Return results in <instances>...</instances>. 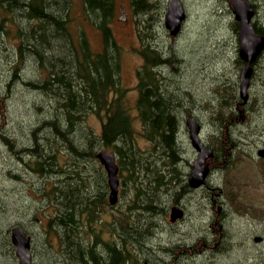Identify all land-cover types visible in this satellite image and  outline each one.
<instances>
[{
  "label": "rangeland",
  "instance_id": "374dc122",
  "mask_svg": "<svg viewBox=\"0 0 264 264\" xmlns=\"http://www.w3.org/2000/svg\"><path fill=\"white\" fill-rule=\"evenodd\" d=\"M257 1L260 16L264 19V0ZM153 2V11L140 17V19H151L152 27L149 30L154 33L153 39L156 38V42L162 48L161 54L179 59L178 63L172 60L171 62L174 63L167 67L161 66L158 71L164 82L171 84L169 87L172 93L178 95L180 102L186 105V109H190V114L187 113L188 111L182 110V129L178 135L182 162L178 167L181 172L188 173L197 156L190 144L189 132L185 127V119L194 116L202 123L201 138L206 142L204 144L214 150L218 156L216 161L222 162L220 164L210 160V167L213 170L209 177V184L215 188L211 192L216 194L215 199L217 201L215 209H213L215 213H218L219 206H222V213H219L218 219L216 218L218 223L213 225L211 221L214 211L212 210L213 203L208 196L209 193H205L204 190H196L191 193H183L180 196L177 193H181V188L184 185L183 179L180 177L177 185L174 182L170 183L171 189L169 191L162 189L159 205L160 207L168 205L164 221L166 226L162 230L158 226L155 237L149 241L145 240L143 250L147 254L144 257H149L150 264H165L172 257L181 264H264V161L256 157L257 150L262 146L264 147V115L257 120L258 128H254L256 131L250 132V139H253L254 136L262 137L257 139L255 143H244L246 140L240 139L242 137L240 125L235 128L231 135L223 132L222 144L220 143L221 138L217 137L216 139L215 135L221 131L220 108L217 106V102L222 105L233 103L235 100L233 84L222 78L224 77L222 74L228 67H231L228 59H231L233 54L232 48L229 51L225 50L226 41L232 43L233 40V33L229 28V22L232 21L233 16L231 11L227 9L229 6L225 5L223 0H183L188 18L182 33L173 38L169 37L164 27V13L168 0H153ZM116 4L111 25L116 39L123 48L121 83L123 87L129 90L127 103L134 117L135 128L139 133L142 125L137 118L136 100L138 92L136 85L137 69L142 63V58L137 52L139 42L136 32V18L131 7V0H116ZM157 12H162V16ZM17 14L19 16V13ZM23 15H21L22 18L27 19ZM68 16L70 17L72 34L76 35L81 29L84 30L93 49L100 50L102 48L100 32L86 19L81 0H71ZM16 20L24 28L23 30L29 31L30 27L26 21L18 17ZM8 28L10 35L6 34L5 37H3L4 31H0V39H2L0 45V264H18L15 248L6 244L7 238L10 240L9 229L12 225H20L31 236V252L34 264H63L56 233L52 231L53 233L49 234L44 229L47 218L54 214V208H46V203L39 193L33 191L28 193V187L32 183L43 190L44 182L40 179L41 177L34 176L33 173L29 174V169L24 166L23 160L18 162L21 157L26 161L30 160V156L28 157L25 152L28 153V149H32V151L36 149L33 147L31 135L34 136L38 132L44 139L43 127L46 126L44 121L56 120L59 124L57 129L62 128V119L58 118L61 112L60 97L52 98L53 95H50L52 92L42 93L34 89L33 84L38 83V81L33 79H39L40 73L38 72L42 67L30 55L25 58L26 60H14L17 58L15 51H18L22 39L17 36L15 23L9 26L6 23L3 29ZM27 38V36L24 37L26 43ZM24 40L23 42H25ZM49 41L51 44H56L52 39ZM49 55L51 58L58 59L55 52L42 51V57ZM9 56L11 58H8ZM46 61L53 67L48 70L49 76L56 70L52 82L53 79L54 83L59 82L55 79L60 75L57 70L59 69L61 72L60 63L54 59L49 61V58ZM36 63L38 65L35 68L33 64ZM34 69L36 74L33 73ZM12 72L14 76L18 75L21 78L18 77L13 80ZM46 76V72L43 71V79ZM57 91L55 87L54 92ZM257 95L261 98L256 102L258 104L263 103L262 106H264V102H262L264 101V93ZM206 97L211 98L207 101ZM212 98L214 101L210 102ZM262 106L261 108L264 109ZM201 109H205V111L203 112ZM86 123L87 126L83 127L84 131L92 128L97 135L100 134L101 121L97 116L89 115ZM55 130L53 128L52 133H49L52 136L47 135V137L56 136ZM244 132H249V129ZM78 133L79 131H77V135ZM2 134L11 139L12 148L4 142L1 137ZM138 137L139 145L142 148L147 147L143 137L140 135ZM237 142H241L238 147L235 145ZM43 150L46 153L48 151L52 153L55 148L45 145ZM62 150L65 152L64 145H62ZM59 161L64 163V157H60ZM85 163H87L85 160L81 162L82 165ZM89 163L92 165V167L90 166L92 171H89V174L93 176L95 185L92 190L97 193L101 191L94 198L101 201L100 194H102L103 198L107 199L109 191L106 172L99 162ZM87 166L85 165V167ZM45 175L47 174L44 173ZM175 175L174 172H171L167 176ZM26 179L32 183H26ZM51 182L53 184L55 179H52ZM220 188L223 190L221 194L219 193ZM218 193L219 195H217ZM127 199L122 193L121 182L118 204L113 207L106 201L100 210L101 221L98 220L94 224L96 231L103 232V240L108 239L112 220L121 215L122 212L127 214ZM174 200L178 202H174ZM172 202L182 204L186 215L184 219L171 226L169 212ZM146 215L149 219L148 222H158V215L153 216L151 212H146ZM222 216L225 218L222 226L227 237L216 248H211L202 253L203 236L207 232L209 238L213 234H217V230L212 231L210 226L215 227V229L219 227ZM120 218L122 222L125 219V217ZM207 228L210 229L207 230ZM255 236L262 237V241L255 242ZM86 238L92 239L91 237ZM46 240L51 245H48ZM214 246L215 242L210 243V247ZM163 248L168 251V254L161 250ZM214 250H220V253L213 255ZM160 251L163 252L159 253ZM109 254L106 252L104 255ZM143 262L142 260L140 264Z\"/></svg>",
  "mask_w": 264,
  "mask_h": 264
},
{
  "label": "trees",
  "instance_id": "16d2710c",
  "mask_svg": "<svg viewBox=\"0 0 264 264\" xmlns=\"http://www.w3.org/2000/svg\"><path fill=\"white\" fill-rule=\"evenodd\" d=\"M70 1L0 0V21L3 23L1 28L6 23L8 26L15 23L17 36L22 39L18 51H15L17 58L14 60H24L29 55L37 60L42 67L40 75L38 74L41 81L36 79L38 83L33 84L34 89L42 93L53 91L54 95L50 93L52 98L60 97L61 112L58 118L62 119V128L57 129L59 124L56 120L44 121V139L38 132L34 134V139H38H35L33 147L38 150L28 149V153L33 155L24 151L28 156L31 155L30 160L26 161L21 157L18 162L23 160L29 174L41 177L44 182L43 190H40L26 179V183H32L28 187V193H39L45 202L55 206L54 215L49 219L45 230L46 233H56L63 264H139L141 259L150 260L148 256L144 257L147 253L143 250V244L145 240L155 237L161 220L165 221L168 205H159L162 189L169 191L170 183L177 185L182 177L184 185L181 193L177 194L182 196L183 193L194 192L187 183V173L181 172L178 167L182 162L178 144V135L182 129V110L190 114V109H186L178 95L172 93L169 87L171 84L165 83L161 78L158 69L171 65L172 58L160 54L163 50L149 30L151 19H140L153 11V0H131L137 37L141 45L137 51L145 58V63L137 70L136 109L137 118L142 125L139 133L127 103L129 90L121 83L122 46L111 26L116 0H81L86 19L100 32L102 49L98 51L93 49L84 30L81 29L78 38L74 39L68 18ZM157 13L162 16V12ZM20 14H24L27 19ZM17 17L27 22L30 27L28 32L17 23ZM3 30L6 34L10 33L9 28ZM26 36L27 43L24 40ZM51 39L56 44H51ZM45 50L55 52L58 59L51 58V55L42 57V51ZM64 56L66 57L63 58ZM47 58L49 61L57 60L61 65V72L57 70L61 75L56 77L55 80H59L57 83L53 79L52 84L56 70L49 76L48 70L53 67L46 61ZM37 63L33 64L35 68ZM43 71L47 74L45 79L42 77ZM33 73L36 74L35 69ZM55 87L57 93L54 92ZM217 103L220 108L219 102ZM91 114L97 116L102 123L99 135L92 128L84 131L83 127L87 126L86 119ZM53 128L56 129V136L47 137L52 136L49 133H52ZM138 135L143 137L147 147L142 148L139 145ZM1 137L12 148L11 139L3 134ZM217 137L219 138V134H216ZM45 145L55 148V151L46 153L43 150ZM101 147L116 154L122 193L128 198L127 214L122 212L112 220L106 240L100 238L99 233L90 236L94 233L93 224L99 208L107 201L102 194L101 201L94 198L101 191L97 193L92 190L95 185L93 176L89 174L92 171L89 162H98L96 152ZM57 148L59 150L56 151ZM60 157H64L61 168ZM84 160L87 163L82 165ZM171 172L176 175L167 176ZM44 173L47 175L44 176ZM52 179H55L53 184ZM219 207L222 209V206ZM146 212H151L153 216L158 215V222H148ZM120 217H125L123 222ZM86 237L92 239L88 240ZM6 244L13 246L8 238ZM48 245H51L49 241ZM161 250L168 254L166 249ZM219 251L214 250L212 254L217 255ZM106 252L110 253L109 260L104 255ZM161 252L163 251L159 253ZM174 264L181 263L174 260Z\"/></svg>",
  "mask_w": 264,
  "mask_h": 264
},
{
  "label": "flooded vegetation",
  "instance_id": "af4514ba",
  "mask_svg": "<svg viewBox=\"0 0 264 264\" xmlns=\"http://www.w3.org/2000/svg\"><path fill=\"white\" fill-rule=\"evenodd\" d=\"M248 1H250V3H252L253 7L255 8L254 14L252 18L250 19V24H252L253 26V33L257 37H261V38H257L258 40L264 39V19H262V17L260 16V10L258 9V1L257 0H248ZM224 4L229 6V1H224ZM227 9L231 11V14L233 16L232 21L229 22V28L231 29L233 33V40H232V43H227V42L225 43L226 44L225 50L229 51V49L232 48L233 54H232L231 59H228L231 63V67H228L227 70L222 74L224 76L222 78L226 79L227 81L233 84V94L236 99L234 100L233 103L222 104L220 107L219 113H220V119L222 122L220 121L221 131L219 133V137L221 138V136L224 135L223 132H225L227 135H231L232 132L234 133L235 128L238 125H240V127L242 128L240 130V134L242 135L240 139L242 141H244L245 139L246 141H244V143H255L257 139L259 140L262 138V137L256 136L253 139H250V132L256 131V129H254L255 127L258 128V125L256 122L259 118H261L264 115V109L262 110L261 108L262 104L261 103L258 104L256 102L259 98H261L257 94L264 93V45L260 49L258 54H255V55L250 54L248 57L249 59H245L241 54L242 42H241V29H240L239 21L236 20V17L232 9L231 8H230L231 10L229 8ZM0 24H1L0 25L1 27L2 26L1 21H0ZM185 25L186 24H184V26ZM78 35H79L78 33L76 35H73L74 39H77ZM0 45H1V42H0ZM226 75L228 77H225ZM245 82L247 83L248 87L246 91L243 92V86ZM232 118L236 120H233ZM248 129H249V132H244L245 130H248ZM260 133L263 134L262 132ZM222 140L223 139L221 138L220 143ZM240 143L237 142V144H235L236 147H238V144ZM262 148L264 147L262 146ZM57 150H59V148H57L56 151ZM258 151L259 150H257L256 152V157L259 160L264 161V157H260L258 155ZM215 157L218 158L216 153H215ZM214 161L220 164L222 163L220 160L216 161L214 159ZM59 167L60 168L62 167V163L60 161H59ZM212 170L213 168H211V171ZM214 189L215 188H213L209 184V179L207 180V185L200 189V190H204L205 193H209L208 196L211 202L213 203V207H212L213 211L215 209L214 207L217 204V201L215 199L216 194L211 192ZM222 192L223 190L220 188L219 193L221 194ZM219 193L217 195H219ZM219 213L220 214L222 213L221 207L218 208V213H215V211L213 213V218L211 221L213 222V225L218 223L216 221V218L220 215ZM220 224L221 225H219V227H217L216 229L215 227L210 226L212 231L217 230L216 235L213 234L211 238H209V235L207 232L206 235L203 236L202 253L207 252L211 248L212 249L216 248L217 246H219L220 242L224 241L226 237L224 234V227L222 226V222ZM210 228H207V230H209ZM214 242H215V246L210 247V243H214ZM105 257L106 259L109 260L110 255H106ZM172 263H174V259L172 258H170L169 262H165V264H172Z\"/></svg>",
  "mask_w": 264,
  "mask_h": 264
},
{
  "label": "water",
  "instance_id": "95a60500",
  "mask_svg": "<svg viewBox=\"0 0 264 264\" xmlns=\"http://www.w3.org/2000/svg\"><path fill=\"white\" fill-rule=\"evenodd\" d=\"M230 7L235 14L236 20L239 21L241 29V54L245 59H249L250 54H258L260 49L264 45V39L258 40L253 33V26L250 24L255 8L248 0H232ZM165 13V27L169 33L176 36L180 33L182 23L186 19V12L181 0H169ZM263 38V37H262ZM251 61V60H249ZM247 83H244L243 92L247 89ZM189 130V136L191 144L196 151L199 152V156L195 159L193 168L189 173L188 182L193 188H199L206 184V178L210 173L207 160L214 157V152L211 148L206 147L200 139L201 125L192 117H189L185 121ZM259 155L264 157V149L259 151ZM97 158L104 166L110 187L109 202L115 205L119 199V166L116 160V156L113 153L108 152L106 149H102L97 153ZM184 217V210L181 206L175 205L171 208L170 221L176 222ZM11 240L16 246V256L19 260V264H33L31 248V237L26 235L19 225H15L11 229ZM255 241H261V238H255ZM145 264H149L146 262Z\"/></svg>",
  "mask_w": 264,
  "mask_h": 264
},
{
  "label": "bare ground",
  "instance_id": "6f19581e",
  "mask_svg": "<svg viewBox=\"0 0 264 264\" xmlns=\"http://www.w3.org/2000/svg\"><path fill=\"white\" fill-rule=\"evenodd\" d=\"M1 19V18H0ZM4 22V21H3ZM3 24V23H2ZM262 24H263V22H262ZM1 25V24H0ZM3 26V25H2ZM152 27V26H151ZM1 28V27H0ZM2 29V28H1ZM3 30V29H2ZM7 30V29H6ZM4 31V30H3ZM5 33V32H4ZM154 33L153 32H151V35H153ZM8 35V34H7ZM10 35V34H9ZM6 36V33L4 34V36L3 37H5ZM3 37H1V38H3ZM1 40L2 39H0V42H1ZM227 42V41H226ZM158 47V46H157ZM155 49V48H154ZM156 50V49H155ZM157 51V50H156ZM162 52H160V54H161ZM171 53V52H170ZM172 54V53H171ZM163 55V54H162ZM169 56V55H168ZM168 58V57H167ZM170 58H173L172 60H175V62H179V59H177V57H170ZM166 60V59H165ZM168 60V59H167ZM74 62V61H73ZM71 63V62H70ZM174 63V62H173ZM172 64V63H171ZM72 65V64H71ZM40 68V67H39ZM18 70V69H17ZM38 71V70H37ZM39 73V72H38ZM16 75V74H15ZM34 75V74H33ZM12 77H13V80H16L18 77H20V76H14L13 75V72H12ZM21 78V77H20ZM29 79H31L30 77H29ZM34 81H37L36 79H33ZM167 80V79H166ZM13 82V81H12ZM11 82V83H12ZM168 82V81H167ZM52 84H53V82H52ZM262 84V83H261ZM52 91V90H51ZM57 93V92H56ZM59 93V92H58ZM9 94V93H8ZM52 94H53V91H52ZM54 95V94H53ZM263 95V94H262ZM6 96V95H5ZM45 96V95H44ZM212 96V95H211ZM216 96H218V95H216ZM52 97V96H51ZM58 97V96H57ZM213 97V96H212ZM218 97H220V96H218ZM263 97V96H262ZM209 98H211V97H206V99H207V101L209 100ZM221 98V97H220ZM204 99H205V97H204ZM203 99V100H204ZM213 99V98H212ZM236 99V98H235ZM222 100H224V98H222ZM42 101V100H41ZM214 101V100H213ZM258 101V100H257ZM226 102V101H225ZM262 102H264V101H262ZM206 103H208V102H206ZM210 104V103H209ZM219 104H220V102H219ZM263 104V103H262ZM202 105V104H201ZM214 106V105H213ZM216 106V105H215ZM221 106V105H220ZM230 106V105H229ZM38 107V106H37ZM262 107H264V106H262ZM56 108V107H55ZM209 108V107H208ZM211 108V107H210ZM228 108V107H227ZM263 110V109H262ZM211 111V110H210ZM262 115V114H261ZM235 116V115H234ZM216 118V117H215ZM228 118V117H227ZM212 119V118H211ZM233 119V118H232ZM254 119V118H253ZM261 119V118H260ZM219 120V119H218ZM233 120H236V119H233ZM208 121V120H207ZM217 123V122H216ZM227 123V122H226ZM232 123H233V121H232ZM236 123V122H235ZM218 127V126H217ZM11 133V132H10ZM218 134H219V132H218ZM261 134V133H260ZM9 135V134H8ZM36 135V134H35ZM216 135V134H215ZM4 136V135H3ZM33 136V135H32ZM38 136V135H37ZM11 137V136H10ZM214 137V136H213ZM255 137V136H254ZM7 138V137H6ZM33 138V144L36 142L35 141V139L37 138H35L34 139V136L32 137ZM38 139V138H37ZM217 139V138H216ZM7 140V139H6ZM5 140V141H6ZM8 140H10V139H8ZM18 141V140H17ZM1 142V141H0ZM15 142V141H14ZM39 142V141H38ZM211 142V141H210ZM253 142V141H252ZM263 142V141H262ZM43 143V142H42ZM215 143V142H214ZM32 144V143H31ZM49 144V143H48ZM11 145V144H10ZM20 145V144H19ZM253 146V145H252ZM11 147H12V145H11ZM215 148V147H214ZM219 148V147H218ZM234 148V147H233ZM216 149V148H215ZM262 149H264V148H262ZM23 150H24V148H23ZM259 151L261 150V148L260 149H258ZM19 151V150H18ZM17 151V152H18ZM218 151V150H217ZM258 151V152H259ZM21 152V151H20ZM255 152V151H254ZM253 153V152H252ZM20 154V153H19ZM28 155V154H27ZM26 156V155H25ZM30 157H31V155H29ZM28 156V157H29ZM23 157H24V155H23ZM228 157V156H227ZM14 159V158H13ZM29 160V159H28ZM15 161V160H14ZM38 166V165H37ZM49 168V167H48ZM46 170H48V169H46ZM61 175V174H60ZM59 176V175H58ZM65 191V190H64ZM62 194V193H61ZM62 199H63V196H62ZM61 203V202H60ZM215 208V207H214ZM160 218V217H159ZM224 218V217H223ZM225 219V218H224ZM163 222V223H162ZM161 223H162V226H160L159 225V227L161 228V230L163 229V228H165V223H164V221H162L161 220ZM81 224V223H80ZM20 226V225H19ZM125 226V225H124ZM129 227V226H128ZM83 229V228H82ZM31 237V236H30ZM257 237H259V238H261V240H262V237H260V236H255V238H257ZM255 238H254V241H255ZM31 240H32V238H31ZM255 242H257V241H255ZM131 244V243H130ZM139 247V246H138ZM144 247V246H143ZM167 258V257H166ZM169 262V261H168ZM185 264V263H184Z\"/></svg>",
  "mask_w": 264,
  "mask_h": 264
}]
</instances>
